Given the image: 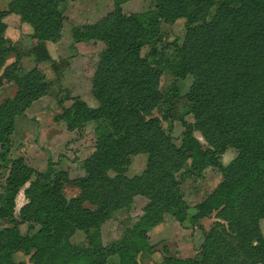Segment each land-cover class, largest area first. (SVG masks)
Segmentation results:
<instances>
[{"label": "trees", "instance_id": "1", "mask_svg": "<svg viewBox=\"0 0 264 264\" xmlns=\"http://www.w3.org/2000/svg\"><path fill=\"white\" fill-rule=\"evenodd\" d=\"M215 1L157 0L155 12L138 17L124 15L116 9L108 18L115 19L112 30L97 29L107 44L99 55L92 87L99 108L90 110L82 106V110L68 109L60 118L70 129H80L90 119L107 123L112 129L114 133H103L96 140L93 153L83 160L87 177L75 180L84 192L97 180L108 190L95 211L84 209L79 204L80 198L68 201L61 194V181L59 175H53L54 166L51 164V169L41 175V183L32 191V200L22 217L23 220L29 219L27 214H31L41 227L33 235L21 234L16 226L0 228V232L6 235L3 237L5 264H16L12 259L14 251L28 252L32 248L35 250L33 258L38 263H42L39 258L48 256L46 263L56 264L65 226L78 222L86 230L99 227L110 218L112 209L127 204L132 197L131 191L141 187L151 193L148 194L151 200L135 228L127 231L125 240L106 248L95 245L93 249L78 250L81 251L79 253L61 249L62 264H106L113 257H117L120 264H136L137 253L147 248L145 231L150 228L149 220L157 207L166 206V210H171L173 216L183 222L186 206L181 202L175 189L176 182L170 175L162 178L163 182L153 183L149 180L152 167L147 174L136 179L105 174L109 168L121 172L127 153L135 152L133 146L143 141L148 143L151 158L157 157L160 164L173 161L178 156L181 160L192 159L191 165L199 169L204 162L214 160L213 152L202 149L192 136L190 127L183 134L181 146L177 147L164 134L160 121L152 115L164 98L159 89L162 71L154 66L158 53L156 39L160 35L156 17L166 22L170 18L187 17L181 45L171 43L177 58L176 77H193L190 91L185 96L187 105L202 125L199 128L209 144L217 147L229 141L240 149L237 160L221 169L224 180L218 191L199 202L192 216L199 219L223 206L219 212L225 214L229 211L228 217H224L234 227L232 232L237 235L236 243L233 235L215 230L202 246L203 259L168 258L164 264L264 262V245L254 246L250 241L255 238L264 243L256 220L259 214L264 213V0H221L213 19L206 23L202 17ZM43 18L49 19V25L55 16L48 11L43 12ZM200 18L203 21L199 23ZM41 23L46 27V22ZM91 36L83 32L82 38ZM145 41L151 45L148 53L152 57L151 62L140 53ZM2 42L0 39V47ZM169 47L170 44H164L162 48ZM8 102L10 105L16 103ZM168 106L172 109L174 105L169 103ZM166 117L169 118L164 115ZM12 125V120L0 123L2 146L8 141ZM31 172L21 160H14L4 194L0 196V219L10 217L13 198L30 179ZM218 250L222 257L211 263L207 254Z\"/></svg>", "mask_w": 264, "mask_h": 264}, {"label": "rangeland", "instance_id": "2", "mask_svg": "<svg viewBox=\"0 0 264 264\" xmlns=\"http://www.w3.org/2000/svg\"><path fill=\"white\" fill-rule=\"evenodd\" d=\"M36 2L40 4L36 5ZM220 2L216 0L202 17L206 23L213 19ZM156 4L157 0H0V39H3L0 47V123L5 120H12L13 123L6 145L0 144V196L4 194L14 160H21L32 171L30 179L13 198L10 217L0 219V228L16 226L21 234L33 235L41 227L31 214H27L29 219L23 220L22 217L32 200V191L41 183V175L51 169V164L54 166L53 175H59L61 194L65 199L80 198L82 208L97 209L108 188L97 180L84 192L75 180L87 177L83 160L93 153L96 140L103 133L114 132L107 123L96 119L83 123L81 130L70 129L60 115L68 109L82 110V106L90 110L99 108L92 87L99 55L107 44L98 30H112L115 19L109 20L110 15L120 9V13L127 16H150L156 11ZM48 11L55 16L51 18L54 22L49 25V19L43 18V12ZM156 19L160 35L156 39V63L151 65L162 71L159 89L164 100L152 111V115L160 121L164 134L177 147L181 146L183 134L190 127L192 136L202 149L213 152L214 160L204 162L199 169L191 165L192 159L181 160L178 156L173 161L160 164L157 157L151 158L148 143L143 141L133 146L135 152L127 153L121 172L106 169L105 174L110 177L119 175L136 179L143 177L152 167L149 180L153 183L170 175L176 182L175 189L181 202L186 206V217L182 223L164 205L154 210L149 220L150 228L145 231L147 248L137 253L136 264H164L168 258L200 260L204 258L202 246L213 231L234 234V227L224 217H228L229 211L225 214L219 212L223 206L199 219L192 216L199 202L218 191L224 180L221 169L237 160L240 149L229 141L221 142L217 147L209 144L199 128L202 125L187 105L185 96L190 91L193 77H176L177 58L171 44L181 45L187 17L170 18L169 22L159 17ZM102 20V24L91 28ZM41 22H46V27H42ZM83 32L92 35L91 38L83 39ZM164 44H170V47L163 50ZM150 48L149 42L145 41L140 53L151 62L152 57L148 56ZM8 101L16 103L10 105ZM169 103H173L172 109ZM10 107L12 109L8 110ZM164 115L169 118H164ZM131 192L130 201L112 209L110 218L99 227L86 230L78 222H72L67 228L65 226L56 264H62L64 260L61 249L79 253L81 251L78 250L93 249L95 245L106 248L125 240L127 231L135 228L151 200V193L143 187ZM256 220L259 235L264 239V213L259 214ZM3 237L6 235L0 232V264H5ZM233 237L236 243L237 235ZM250 241L254 246L264 245L255 238ZM34 254L33 248L28 252L18 250L12 253V259L16 264L22 261L47 264L49 261L47 256L39 258L42 263H38L33 258ZM207 257L215 263L222 254L218 250L207 254ZM106 264L120 263L117 257H113ZM257 264L264 262L258 261Z\"/></svg>", "mask_w": 264, "mask_h": 264}]
</instances>
